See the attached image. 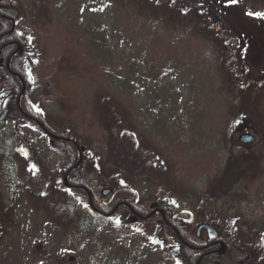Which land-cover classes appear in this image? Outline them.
<instances>
[{"label": "rangeland", "instance_id": "obj_1", "mask_svg": "<svg viewBox=\"0 0 264 264\" xmlns=\"http://www.w3.org/2000/svg\"><path fill=\"white\" fill-rule=\"evenodd\" d=\"M139 1L137 7L138 0H0L38 52L29 96H41L43 82L57 79L60 97H42L36 106L41 117L62 119L51 122L59 133L76 130L85 143L89 171L81 172L94 193L111 188L101 183L109 180L103 164L109 145L100 116L113 117L111 97L126 104L153 146L143 158L150 178L125 186L128 202L158 210L172 198L174 211L197 215L189 229L216 225L231 245L232 264H264V19L246 14L264 12V0L231 6L226 0H191L197 6L187 10L171 1ZM206 2L220 10L223 31L217 30V16L202 7ZM15 117L12 112L0 125V143L19 134L37 168L21 167L13 147L0 155V194L12 212L0 206V264H185L155 240L160 221L148 225L127 217L117 224L114 218L126 212L119 210L91 228L57 210L63 189L47 179L67 158L44 131L15 124ZM244 134L255 140L243 143ZM120 150H133L128 137ZM242 152L259 155L247 170L253 178L240 181L248 186L244 213L235 223L214 219L218 205L203 195L217 171ZM247 226L260 239L243 243Z\"/></svg>", "mask_w": 264, "mask_h": 264}, {"label": "trees", "instance_id": "obj_2", "mask_svg": "<svg viewBox=\"0 0 264 264\" xmlns=\"http://www.w3.org/2000/svg\"><path fill=\"white\" fill-rule=\"evenodd\" d=\"M121 1L125 2L126 0ZM159 1L160 0H158V2ZM161 1L165 3L167 1H171L179 7H183V10H187L191 6H197L196 4H193L191 0ZM249 1L252 2V0ZM138 2L140 4H138L137 7L142 5V1L140 2L138 0ZM202 7H205L207 10H210L211 13L214 14V16H217L216 18L219 19V22L222 25V27L221 25L218 26L217 30L223 31L227 25L225 23V20L222 19V14L220 10H217L212 4V2H206L202 5ZM10 26L11 22L9 20H3L0 18V30H6ZM211 27L214 29L213 26ZM16 39L23 42L26 39V36H18L16 37ZM23 60V53H18L17 60L14 63L15 70L20 74H24ZM16 79L17 78L15 76L7 75L6 73H4L2 79L4 87L13 89L12 93L15 96H17L21 90L20 85H11V81H16ZM56 80L57 79L54 77L47 78L43 82L44 92L41 96L31 97L29 96V92L27 91L24 94L22 102V108L24 111L32 115L37 113V116L40 115L38 118L47 124V128L50 131L59 136H63L69 139L62 141L54 140L58 145V148L65 154L67 158L66 166L62 170H60L58 174L51 175L47 179V182L49 180V182L53 185L60 184L63 189V199L57 202V205L54 207H56L57 210H60L62 213L66 214L68 218L70 217L72 221L75 222L76 220L78 221V223L80 222V225L82 227L91 228L100 226L104 222V220L113 213L112 211L114 209H117L116 213H118L119 210H125L126 212L130 213V209L125 206L126 203L129 205V207H131V209L139 211L142 214L150 213V208L148 210L147 207H145L143 204H138L135 201L128 202L126 195H124V193L126 192V187L130 188V186L136 184L138 181L145 178H150L149 174L147 173L143 158L146 152L148 151V148L151 149V147L153 146L147 136L139 131L138 123L134 112L130 108H128L126 104L122 103L117 98L111 97L113 101V103H111L112 112L114 113L113 117L105 112L101 114L100 122L102 130L104 133V137L107 139V143L109 145L107 153L103 158L105 176H107L109 180H107L108 182L101 181V183L104 186L111 188L110 193L108 195H106L104 192H88L89 189L85 180L86 173L84 174L81 172L82 169L87 168L88 164V160L85 156L86 151L81 152L80 148L76 146V144H78L80 147H84L85 143L81 139H79L78 134H76V130L71 129L66 134L59 133L51 125V122L61 124L62 119L60 120L59 118H56L51 115L41 117V113L43 112L39 113L35 111L36 113H34V110L31 105L32 103L36 104L37 99H41L45 96L49 99H58L60 97V92L58 90L59 86ZM248 84L249 83L247 82L245 83V85ZM64 108L65 106L63 107V110ZM15 114L16 117L14 118V120H16V124L24 122L27 119L21 112H17ZM45 118H47L48 122L45 121ZM36 127L41 129V127H39L38 125ZM123 137H128L129 141L133 145V150L122 153V150H120V146H122ZM12 147L14 150H16V158L17 161L20 163L21 167H26L28 171L36 167L35 165L29 163V158H33L36 160L34 152L31 150L29 151V149L25 148V141H23L19 134L11 135L8 139L3 140L0 143V155L4 154L5 152H8ZM79 153L83 155V161L80 167L77 166V162L79 160ZM5 156L6 155H4V157ZM258 156L259 155H256L252 152H242L236 158H232V160L230 159V166L227 169L218 170L217 173L214 175L213 181H210L211 186L203 195L204 198L212 199L218 205L215 213L213 214L214 219H219L220 217L223 221L229 220L234 222L239 215L244 213L240 210L243 208V201H247L245 194L248 190V186H245V184H241L240 181L241 179H249V177L253 178L254 172L251 171L250 173H247V170L249 167L252 168V165L253 167L256 165L257 160L259 159ZM86 170L87 172L89 171L88 168ZM167 178L170 179L172 178V176L170 174H167ZM66 179H68V183H66ZM115 179H118V181H116ZM85 205H88V207L86 208ZM0 206H2L3 209H7L10 215L12 214L9 201L6 197L2 196L1 194ZM81 210L83 211V213H85L86 216H80ZM174 210L175 208L173 205L172 208H170V213L175 212ZM242 210H245V208ZM80 217L82 218V221L79 220ZM139 222L151 225V223L155 224L156 221L154 222V220L146 219L141 220ZM75 224L77 225V223ZM181 225L178 226L179 231L184 232V228ZM185 233L188 235L189 238H196L195 235H190L187 231H185ZM258 235V232L254 230L252 226H247L246 229L241 232V239L243 243L249 244L255 242L257 239H260V236L258 237ZM230 248L231 245H229L227 252L222 251L211 253V264H232L229 259L231 254ZM211 249L214 250L217 249V247ZM183 254L185 257H187L190 264H196L200 252L191 249L190 247L184 246ZM206 257L207 255L203 258L201 264L208 260ZM244 264L257 263H252L248 262V260H245Z\"/></svg>", "mask_w": 264, "mask_h": 264}, {"label": "flooded vegetation", "instance_id": "obj_3", "mask_svg": "<svg viewBox=\"0 0 264 264\" xmlns=\"http://www.w3.org/2000/svg\"><path fill=\"white\" fill-rule=\"evenodd\" d=\"M0 14H1L0 15L1 19L9 20L11 22V26L8 29L0 30V94L4 92H8L6 95H4L0 99L2 111H3V105H4L5 100L9 98V102L7 104L8 113H7L6 118L2 122H0V125L5 123L9 119V115L12 112L14 113L21 112L27 118L24 121V123L31 124L33 126L38 125L39 127H41L42 131H44L48 136H50L49 132H52V131H50L47 128V124L45 122H43L42 120L38 118L40 115L37 116L38 114L35 112L37 111L36 104L32 103L31 105L34 110V113H36L37 115L29 114L26 111H24L22 108L24 94L27 91L29 92V94L31 93L30 84H31V81L33 80L32 79L31 81H29L27 79L26 66L28 62L31 63L32 74H33V60L37 56L38 52L35 56H32V57L29 56L30 52H33V50H36L35 47L31 50L26 49V45L28 44H32L34 46V44L32 43V39H30L31 37L27 36V34H24L20 32L18 29H16L15 20L12 17H9L7 14H5L4 9L1 6H0ZM23 35L26 36V39L23 42L16 39V37L23 36ZM18 53H23L24 55V60H23L24 74H20L15 70L14 62L17 60ZM4 73H6L7 75H13L17 78L16 81L14 80L11 81V85L17 84V85H20L21 87L20 93L17 96H15L12 93L13 89L4 87L3 82H2ZM80 164L78 162L77 166L80 167L81 166ZM125 206L130 209V213L125 212L124 214L122 213L118 215L120 217V221L118 224L122 223L123 218H127V217H130L133 223H141L139 221L146 220V219L154 220L156 222L160 221V223H158L159 225L157 228V231L161 229L160 234H159V239H157L155 235V240L161 246L171 247L172 249L170 250V252L172 255H174L172 251L176 247H179V251L177 252L175 256H179V255L183 256V258L185 259V264H190V262L187 259V257H185L183 254L184 246L190 247L191 249H194L200 252V255L196 261V264H201V262L203 261V258L206 255H207L206 258L208 260H206L203 264H211V261H210L212 259L211 253L222 252V251L227 252L228 250L229 244L221 238V235L217 227L216 228L219 233V238L217 240H211L207 230L201 229L199 231L200 226L205 223H200L196 226V228L189 229V226L197 222V219H198L197 215L194 212L193 213L195 214V220L192 223H188L186 220L190 218L191 215L187 212V210L184 209L181 211H177V212L175 211L173 213H170V208H172L173 204L168 207H162L160 205V208L158 210H155V209L151 210L150 213L148 214H142L139 211H135L131 209V207H129L128 204H126ZM112 212L113 213L109 215V218H113L116 216L117 209H114ZM117 217L114 218L115 222H116ZM179 225H181L184 228V232L179 231V228H178ZM157 231H156V234H157ZM185 231H187L190 235H193V236L195 235L196 238L195 239L189 238L188 235L185 233ZM214 247L215 248L217 247V249L212 250L211 248H214Z\"/></svg>", "mask_w": 264, "mask_h": 264}, {"label": "water", "instance_id": "obj_4", "mask_svg": "<svg viewBox=\"0 0 264 264\" xmlns=\"http://www.w3.org/2000/svg\"><path fill=\"white\" fill-rule=\"evenodd\" d=\"M0 15H1V14H0ZM33 48H34V46H33L32 44H28V45H26V49H27V50H31V49H33ZM36 54H37V51H36V50H33V52H30V53H29V56L32 57V56H35ZM26 75H27V79H28L29 81H31V80L33 79L32 66H31V63H30V62H28V63H27V66H26ZM7 93H8V92L1 93V94H0V99H1L4 95H6ZM8 102H9V98L6 99L5 102H4L2 115L0 116V122H2V121L6 118V116H7V113H8L7 104H8ZM49 135H50V137H52L53 140H54V139H55V140H59V141H62V140H69V139H67V138H65V137H63V136L56 135V134H54V133H52V132H49ZM240 140H241L243 143H252V142L255 140V137H254L253 134H244V135L241 136ZM76 146H77L78 148H80L81 152H84V151L86 150L85 147H80L78 144H76ZM81 162H82V157H81V159H80L79 164H80ZM88 192H89V190H88ZM104 193L107 194V193H109V191H105ZM172 204H173V199H172V198H167V200H165V201L163 200V201L160 202V205H161L162 207H168V206H171ZM187 212L191 215V217L188 218L186 221H187L188 223H192V222L195 220V214H194L192 211H190V210H187ZM119 221H120V217L118 216L117 219H116V223H119ZM201 229H205V230H207V232H208L209 237H210L211 240H217V239L219 238L218 230H217V228H216V226H215L214 224H212V223H205V224H203V225L200 226L199 231H200ZM160 231H161V229H159V230L157 231V234H156V238H157V239H159ZM178 251H179V247H176V248L172 251V253H173L174 255H176ZM73 259H74V258H72V260H73Z\"/></svg>", "mask_w": 264, "mask_h": 264}, {"label": "snow or ice", "instance_id": "obj_5", "mask_svg": "<svg viewBox=\"0 0 264 264\" xmlns=\"http://www.w3.org/2000/svg\"><path fill=\"white\" fill-rule=\"evenodd\" d=\"M236 3H238V0H226V4L229 5V6H231L233 4H236ZM101 10H103V9H101ZM246 14L248 16H251V17H254V18H257V19H264V12H253V11H249ZM37 111H39V109H37ZM122 183H123V181H122ZM85 207L87 208L88 205H85ZM234 223H235V221H234Z\"/></svg>", "mask_w": 264, "mask_h": 264}]
</instances>
